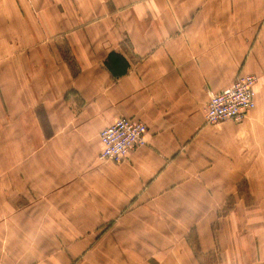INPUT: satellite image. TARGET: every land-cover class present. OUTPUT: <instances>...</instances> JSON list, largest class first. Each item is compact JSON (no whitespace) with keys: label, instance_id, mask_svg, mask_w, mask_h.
I'll return each instance as SVG.
<instances>
[{"label":"crops","instance_id":"0c3cea01","mask_svg":"<svg viewBox=\"0 0 264 264\" xmlns=\"http://www.w3.org/2000/svg\"><path fill=\"white\" fill-rule=\"evenodd\" d=\"M0 264H264V0H0Z\"/></svg>","mask_w":264,"mask_h":264},{"label":"built area","instance_id":"2783aa9c","mask_svg":"<svg viewBox=\"0 0 264 264\" xmlns=\"http://www.w3.org/2000/svg\"><path fill=\"white\" fill-rule=\"evenodd\" d=\"M252 74H238L234 81L218 92H208L205 104V123L217 124L225 120L240 121L254 107ZM146 126L143 122L120 117L105 126L100 132L101 150L98 158L119 163L137 147L145 143Z\"/></svg>","mask_w":264,"mask_h":264},{"label":"rangeland","instance_id":"374dc122","mask_svg":"<svg viewBox=\"0 0 264 264\" xmlns=\"http://www.w3.org/2000/svg\"><path fill=\"white\" fill-rule=\"evenodd\" d=\"M54 2L56 3H58L59 4V6H60V8H61V0H54ZM50 17H53L54 15L53 14H50L49 15ZM40 21L41 22H45L46 21V19H45V17L42 15V14H40ZM238 75V74H237ZM236 75V76H237ZM242 75H247V74H242ZM255 76V75H254ZM234 81V80H233ZM123 117V116H122ZM120 118V117H119ZM118 119V118H117ZM115 121V120H114ZM113 121V122H114ZM111 124V123H110ZM101 132V131H100ZM99 135H100V133H99ZM99 139H100V137H99ZM101 150V149H100ZM100 152V151H99ZM99 155V154H98ZM130 155V154H129ZM99 159V158H98ZM100 161H104V160H101V159H99ZM122 162V161H121ZM113 163V162H112ZM120 163V162H119Z\"/></svg>","mask_w":264,"mask_h":264}]
</instances>
